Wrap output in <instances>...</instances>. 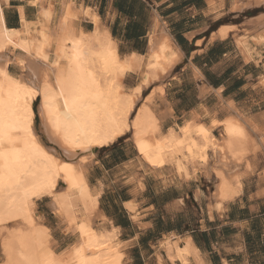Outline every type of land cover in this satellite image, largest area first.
Returning a JSON list of instances; mask_svg holds the SVG:
<instances>
[{
  "label": "crops",
  "instance_id": "1",
  "mask_svg": "<svg viewBox=\"0 0 264 264\" xmlns=\"http://www.w3.org/2000/svg\"><path fill=\"white\" fill-rule=\"evenodd\" d=\"M66 3L76 12L77 28L89 34L98 29L121 55L142 58V68L124 82H134L131 88L141 87V96L159 106L162 135L173 129L189 149L196 141L187 145L181 139L185 124L203 125L220 139V122L229 118L249 135L245 160L232 166L242 182L233 198L218 197L193 167L190 177L156 175L138 164V148L99 149L85 164L86 176L93 190H101L94 211L105 230L116 231L122 262L264 264V0H8L2 3L6 27L19 30L28 23L40 31L48 22L45 10L53 13L51 22L58 21ZM164 46L180 58L169 75L146 87L140 77L149 55ZM175 245L191 252L179 258Z\"/></svg>",
  "mask_w": 264,
  "mask_h": 264
},
{
  "label": "bare ground",
  "instance_id": "2",
  "mask_svg": "<svg viewBox=\"0 0 264 264\" xmlns=\"http://www.w3.org/2000/svg\"><path fill=\"white\" fill-rule=\"evenodd\" d=\"M2 3L8 0H0V100L4 102L0 113L5 133L0 140V219L19 220L24 228L4 246L6 264H117L115 257L121 251L120 244L114 243L116 231L96 230L93 218L78 214L79 206L84 210L98 208L101 191L96 192L88 183L86 162L97 157L99 149L131 133L139 151L137 162L146 171L188 177L195 163L186 157L180 134L173 129L166 135L160 133L159 106L153 98L148 96L137 105L141 87L125 91L122 81L130 71L139 72L142 58L121 55L115 42L97 27L92 34L77 28L76 12H70L73 6L67 3L60 21L51 22L53 13L45 10L48 22L41 24L40 31L31 30L28 23L19 30L6 27ZM259 41L264 43V38ZM177 57L171 46L151 52L145 65L148 70L140 77L144 86L165 76ZM17 70L24 71V78ZM157 90L163 93L162 86ZM70 109V119H66ZM220 124L225 133L220 139L211 129L192 123L183 126L181 139L187 145L196 141L190 152L203 153L204 147L210 148L218 164L213 167L215 193L220 198H233L242 182L238 172L232 173V166L242 163L249 136L236 118ZM204 133L209 137L206 140ZM260 141L264 145V129ZM45 197L51 198L64 221V231L76 237L64 255L55 251L48 231L39 226L34 215L37 200ZM175 249L179 258L190 251L177 245ZM168 251L167 258L173 259L174 254Z\"/></svg>",
  "mask_w": 264,
  "mask_h": 264
},
{
  "label": "rangeland",
  "instance_id": "3",
  "mask_svg": "<svg viewBox=\"0 0 264 264\" xmlns=\"http://www.w3.org/2000/svg\"><path fill=\"white\" fill-rule=\"evenodd\" d=\"M10 65L12 69H18V67L15 64H10ZM17 73L22 78H24L25 73L23 70L22 71L17 70ZM122 84L125 87V91H128L131 87H134L133 86L134 82L126 83L123 80ZM125 85H127V87ZM152 88H155V85ZM163 93H164V89H163ZM143 95L139 98L137 105H140V103L142 102L144 98ZM38 105H39V102H36V112L38 109ZM37 116H38V112H37ZM39 121H40V116L37 117V121H36L37 125H39L38 124ZM205 135L207 134L204 133V136ZM132 137L133 135L129 133L128 135L116 140L115 143L109 148L115 147L117 145H122L127 148H131V149L133 148V150H135V148L137 149V147ZM204 149L209 151V155H208V152L206 153V150L203 153L202 152L199 153V152H190L189 149H185L184 151H186V153L185 152L184 153L187 158H191L194 161L195 163V168H193L194 171H197L199 175L203 172L202 176L207 177L206 179H202L201 183L204 186L215 187L217 183V179H215V176L213 175V167L218 166V164L215 163L214 157L210 154V148L206 146V148L204 147ZM103 150L107 151V149H103ZM247 153L248 152H246L243 156H241L242 160L243 159L245 160V156ZM203 154H206V155H203ZM138 155L139 154L137 150V152L135 151L134 156H138ZM207 157H209V159H207ZM92 175L93 177L97 176V173L95 170H92ZM213 181L214 183L213 185H211L210 182H213ZM58 192L60 194H63L61 193L62 191H58ZM78 209H79L78 210L79 217L83 218L84 216L85 217L87 216V217L93 218V227L99 231L104 229V227L102 226L103 222L99 219V217H97L96 211H94L97 208H95L94 210H84L82 206H79ZM34 211H35L34 215H35V218L37 219V223L39 224V226H41L42 228L48 231L50 235L49 236L50 243L53 245V248L55 249V251L58 252L59 255H64V253H66L65 251L67 250V248L76 242V239H75L76 237L72 232L64 231L63 229L64 221L58 217L57 212L55 208L53 207L51 198L45 197L43 199L37 200ZM21 225H22V222L19 220L13 221V220L0 219V264H6L7 259L4 253V246L6 245L7 242L15 238V236L19 233L18 231L24 230L23 226ZM118 244L119 243H117V245ZM117 247L119 250V245ZM122 254L124 257V253ZM122 259L123 258L119 252L118 255L115 257V261L117 264H125L123 262L120 263Z\"/></svg>",
  "mask_w": 264,
  "mask_h": 264
},
{
  "label": "snow or ice",
  "instance_id": "4",
  "mask_svg": "<svg viewBox=\"0 0 264 264\" xmlns=\"http://www.w3.org/2000/svg\"><path fill=\"white\" fill-rule=\"evenodd\" d=\"M3 103H4L3 100H0V107H2ZM67 105H68V101L66 100L65 106L67 107ZM70 113H71V109L69 110V115L66 117V119H70ZM56 123H57V126L59 127V123H60L59 120H57ZM4 134L5 133H4V125H3V116H2V113H0V140H2ZM2 155L3 154L0 153V156H2ZM2 181H3V177L0 176V182H2Z\"/></svg>",
  "mask_w": 264,
  "mask_h": 264
}]
</instances>
